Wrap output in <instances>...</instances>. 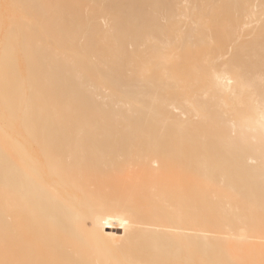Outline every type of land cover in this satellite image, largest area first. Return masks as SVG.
Segmentation results:
<instances>
[{
  "label": "bare ground",
  "instance_id": "1",
  "mask_svg": "<svg viewBox=\"0 0 264 264\" xmlns=\"http://www.w3.org/2000/svg\"><path fill=\"white\" fill-rule=\"evenodd\" d=\"M0 264H264V0H0Z\"/></svg>",
  "mask_w": 264,
  "mask_h": 264
}]
</instances>
